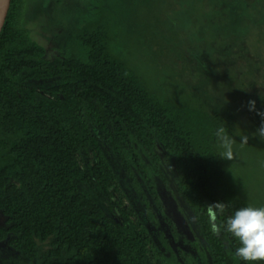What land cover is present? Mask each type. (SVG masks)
<instances>
[{"label":"trees","instance_id":"obj_1","mask_svg":"<svg viewBox=\"0 0 264 264\" xmlns=\"http://www.w3.org/2000/svg\"><path fill=\"white\" fill-rule=\"evenodd\" d=\"M124 1L120 11L136 18L131 37L120 32L108 1L104 15L70 17L75 45L48 60L24 25L26 0H10L0 31V243L9 248L0 264H175L130 196L147 213V197L161 210L153 179L164 180L158 145L174 159L176 191L211 264H249L235 256L240 244L224 225L238 209L264 207V138L231 106L211 108L170 76L171 90L167 82L158 89L150 70L130 57L147 40L160 46L150 36L160 19L151 1L137 9ZM42 81L56 83L32 85ZM256 100L262 114L264 98ZM221 127L234 141L232 160L220 157ZM216 202L225 204L215 221L219 234L207 214Z\"/></svg>","mask_w":264,"mask_h":264},{"label":"rangeland","instance_id":"obj_2","mask_svg":"<svg viewBox=\"0 0 264 264\" xmlns=\"http://www.w3.org/2000/svg\"><path fill=\"white\" fill-rule=\"evenodd\" d=\"M108 1L120 20V32L130 36L135 32L133 22L136 18L130 10L120 11L126 6L124 0H26L24 25L31 39L46 49L45 59L63 57L75 45L70 17H86L96 10L104 15ZM149 1L160 19L153 25L150 36H154L161 47L150 40L143 42L136 46L134 56L130 57L133 63L150 70L161 91L165 90L166 82L167 89L171 90V84L165 81L170 76L174 82L186 84L193 96H200L211 108L231 106L245 125L251 123V131L257 135V129L264 124L261 120L264 112L259 114L256 100L264 98V0H134L133 9L145 6ZM62 5L65 8H61ZM153 70H158L161 77ZM55 83L42 81L32 85L40 89ZM234 92L238 98H234ZM250 101H254V108ZM220 150L223 153L224 148L221 146ZM156 153L165 180L153 174L161 210L149 197V214L138 197L130 194L133 203L144 215L142 218L164 255L175 264H211V255L199 226L176 191L174 159L167 157V152L159 145ZM143 160L150 165L147 158ZM248 171L254 176L260 175L252 171V167ZM117 176L122 186L130 188L121 173L117 172ZM3 223L4 218L0 216V224ZM8 251L7 244L0 243V253Z\"/></svg>","mask_w":264,"mask_h":264},{"label":"clouds","instance_id":"obj_3","mask_svg":"<svg viewBox=\"0 0 264 264\" xmlns=\"http://www.w3.org/2000/svg\"><path fill=\"white\" fill-rule=\"evenodd\" d=\"M249 103L254 108V101ZM256 133L260 138H264V124L257 129ZM215 135L224 148L220 157L232 160L234 158L232 150L234 141L227 135L223 127L218 128ZM247 143L248 136L245 135L241 138V144ZM224 211V203L216 202L207 205L211 231L214 234H219L221 231V226L215 223L217 213H223ZM224 228L240 244L235 250V256L249 262V264L264 262V207H244L236 210L232 216L227 218Z\"/></svg>","mask_w":264,"mask_h":264},{"label":"water","instance_id":"obj_4","mask_svg":"<svg viewBox=\"0 0 264 264\" xmlns=\"http://www.w3.org/2000/svg\"><path fill=\"white\" fill-rule=\"evenodd\" d=\"M10 0H0V31L4 25V21L8 12Z\"/></svg>","mask_w":264,"mask_h":264},{"label":"bare ground","instance_id":"obj_5","mask_svg":"<svg viewBox=\"0 0 264 264\" xmlns=\"http://www.w3.org/2000/svg\"><path fill=\"white\" fill-rule=\"evenodd\" d=\"M74 33V32H73ZM141 169V168H140ZM139 170V169H138Z\"/></svg>","mask_w":264,"mask_h":264}]
</instances>
